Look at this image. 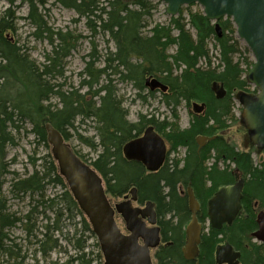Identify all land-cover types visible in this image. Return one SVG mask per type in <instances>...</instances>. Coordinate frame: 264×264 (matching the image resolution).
<instances>
[{
	"label": "trees",
	"instance_id": "1",
	"mask_svg": "<svg viewBox=\"0 0 264 264\" xmlns=\"http://www.w3.org/2000/svg\"><path fill=\"white\" fill-rule=\"evenodd\" d=\"M8 1L9 7L0 14V151L14 143V133L21 129L19 123L26 121L32 124L31 133L37 140L44 142L50 148V152L34 161L36 167L37 161H41L39 164L41 168H35L25 178L15 176L10 184V191L13 195L27 193L25 195L30 194L31 197L36 195L39 199L36 196L33 197L37 204L21 217L13 216L9 222L5 220V217H0V252L4 255L0 264H23L22 246L2 235V229L7 225H15L23 221L27 235L32 234L34 231V224L31 223L33 214L40 206L45 207L42 213H46L48 207H51L46 203L51 205L56 199L50 197L45 199L46 185L50 183L61 186L63 191L57 198L65 201L71 219L80 218L78 224L90 232L91 237L95 236L58 172L47 141L45 128L47 122L58 128L68 141L71 137L69 129L75 127L78 118L95 120L100 139L99 146L102 151L99 157L90 164L102 175L108 194L114 197H124L136 186L139 203L143 204L148 200L157 203V213L163 218L159 220L163 244L155 252L158 264H196V262L216 264L213 253L215 246L221 241L219 240L221 233L231 243L238 244L236 237L228 236L229 228L220 231L209 226L207 230L204 226L198 259L187 261L182 255V247L185 243L182 221L176 224L173 215L170 220H165L168 214L176 213L182 216V209L178 206L184 201L178 194L179 187L192 182L197 193L200 188L199 182L203 184L205 174H208L211 180V196L219 186L244 178L243 205L244 209H247V217L243 219L239 217L242 224L237 228L234 227L240 238L245 237L248 230L257 228L256 210H264V160L262 163L254 164L250 152L238 151L236 146L228 143L222 135L201 152H198L195 141L197 135L211 136L227 130L234 117L232 113L233 94L237 93V97L242 94L248 95L245 65L250 69L254 62L248 58L242 62L238 58V55H241L238 47L239 41L232 36L235 29L230 20L222 21V32L219 35L211 21L203 14L191 13L190 19L186 22L183 14L180 13L178 17L172 18L168 25H156L148 35L144 34L147 15L150 13L148 8H154L148 0L132 2L126 0ZM16 1L28 4L27 19L33 24L34 30L31 34L35 40L47 41L51 46L50 51L45 53L42 63H38L31 57L26 46L20 45L16 39L12 41L4 34L17 31V18L13 11ZM50 1L76 11L78 18L74 22L85 19L93 33H97L100 29L114 38L117 43L118 50L107 57L108 64L105 67L94 70L93 61L89 60L86 63L87 78L78 88L67 86L66 81L59 82V79L64 78L66 61L78 48L83 35L74 30L55 29L49 26L46 20L47 14L44 11ZM188 26H191L190 29ZM192 28L195 29V33L191 31ZM211 37L214 38L218 51L217 66H211L209 57L208 40ZM172 46H176L175 53L167 54ZM88 56L92 59L94 54ZM133 58L137 61L133 62ZM202 59H208L207 68L199 66ZM115 62L117 64L114 67L112 64ZM116 67L118 71L115 73H119L122 78L137 79L136 86L141 91L146 90V84L144 86L142 81L145 74H161L159 79L168 86V90L163 93L164 101L170 105L173 120H178L177 109L183 101L203 103L206 109L196 115L189 128L183 130L175 127L178 125L176 122L163 121L157 124L159 122L154 117L147 118L145 115H141L136 123L129 122L127 111L123 108L122 101L117 96L116 88L112 86V79L108 73L110 69ZM102 75L108 77L109 83L101 84ZM214 82L223 84L226 88L227 95L224 98L216 97L212 89ZM83 89H86L85 92ZM147 94L154 95V92L149 90ZM139 97L144 98L141 94ZM54 98L58 99L56 104L52 103ZM150 125H153L159 134L164 130L168 131L164 138L171 143V149L179 146L187 147L183 167L179 166L178 161L169 162L170 151L165 165L159 171L151 173L147 172L143 164L125 158L122 151L124 144L141 135ZM89 143L94 149L98 146L92 141ZM213 149L216 151V162L211 169H208L205 167L203 157L205 154L209 157ZM75 152L87 161L78 151L75 150ZM219 159H230L235 165V170L231 173L219 169L217 164ZM5 169L6 166H3L2 171ZM186 205L187 202L184 207ZM4 206L3 180L0 179V210ZM206 213V209L202 211L203 215L198 213L200 221L205 222ZM187 218L189 219V214ZM248 225L250 228L247 230ZM47 226L50 230L51 226L49 224ZM234 227L231 231H234ZM44 236H46L45 239L38 240L42 243V247L38 249L47 254L56 246L57 240H53L48 232H45ZM6 239L11 242L4 244L3 241L6 242ZM168 239H171L173 243L165 246ZM80 248L83 250L84 245L81 244L79 250ZM240 248L243 252L241 264H264L262 247L251 245L249 248L243 246ZM85 255V253H77L69 262L82 261Z\"/></svg>",
	"mask_w": 264,
	"mask_h": 264
},
{
	"label": "rangeland",
	"instance_id": "2",
	"mask_svg": "<svg viewBox=\"0 0 264 264\" xmlns=\"http://www.w3.org/2000/svg\"><path fill=\"white\" fill-rule=\"evenodd\" d=\"M148 1L154 5V8H148L150 13L147 15V26L144 29V34L149 35L150 31L156 25L170 24L171 19L178 17L180 13L183 14L186 22L190 19L191 13H200L204 15V10L198 3L185 5L179 10L177 15L171 16L166 12L167 3L161 0ZM8 7V0H0V14L3 13ZM13 11L15 12V16L17 18V31L14 35L15 39L19 41L20 45L26 46V48H28V52L33 59H35L38 63H42L45 53H47L48 50L50 51L51 46L47 43V41H37L32 36L31 33L33 32L34 28L32 26L33 24L27 19V15L29 13L28 4L26 2L16 1ZM44 12L47 14L46 20L48 21L49 26L55 29L74 30L77 33L83 35L78 48L72 52L66 61L64 78L59 79V82L66 81L67 86L78 88L81 82L87 78L85 73L86 63L89 60L93 61L94 70L105 67L108 64L106 62L107 57L111 56L112 53L114 54L117 52V43L114 38L108 34H105L100 29L97 33H93L87 25L85 19L74 22L75 19L78 18V15L76 11L72 9L63 7L60 4L50 1L46 7V11ZM227 19L233 23V21L228 17L222 18L219 21H209H211L215 29L219 27L222 32L221 23ZM190 27L191 26H188V29H190ZM233 27L235 32L232 34V36L235 40L239 41L238 47L241 52V55H238V58H240V61L242 62H244L245 58H248L251 62H254V55L252 54L246 42L238 36L237 28L234 23ZM191 31L195 33V29L192 28ZM208 47L210 50L209 57L211 59V66H217L219 62L217 60L219 58L213 37L208 40ZM175 50L176 46H172L168 49L167 54H174ZM92 53L94 56H92V59H90L88 55ZM136 61V58H133V62ZM117 62L113 63L112 65L115 67ZM208 65V59H202L199 66H206L207 68ZM245 70L247 73L250 70L247 65H245ZM116 71H118L117 67L110 69L108 73L112 79V86L116 88L117 96L121 99L122 106L127 111V119L129 122L136 123L140 119L141 115H145L147 118L154 117L155 120L159 122L157 124H160L163 121L171 123L176 122L179 126L175 125V127H177L179 130L187 129L191 126V122L196 117V115L191 112L194 101H183L177 109L178 120H173L171 119L170 105L164 101L165 98L163 97V93L157 91L154 92V95L147 94L149 88L145 86L146 78L149 76H154L159 79L161 74H145L142 81L146 90L141 91L136 86L137 79L131 80L122 78L119 73H115ZM247 73L245 76H247ZM100 80L101 84H106L107 82L109 83V79L106 75H102ZM247 82L248 92L246 91V93L249 95H256L258 93V89L248 80ZM85 90L86 89H83V92H85ZM139 94H141L144 98H140ZM233 97L234 105L232 113L234 114V117L231 119L233 123L230 122V127L223 132H219L218 134L222 135L223 138L228 141V143L235 145L238 151L250 152L254 164L257 165L262 163L264 160V149L258 150L257 147L250 142L248 132L241 121L242 106L237 98V93L233 94ZM57 102L58 99H52L53 104H56ZM19 124L21 129L14 133V143L6 146L5 149H3L4 151H0V173H2L0 179L3 180V203L5 204V206L0 210V217H5L7 222H9L13 216L21 217L25 215L37 204V201H35V198H33L36 195H32L31 197L30 194L25 195L27 193H19L18 195L12 194L10 191V184L13 178L15 176L25 178L26 176L30 175L35 168H41L39 166L41 161H37V167L35 166L34 161L50 152V148L47 147L44 142L37 140L34 134L31 133L32 124L26 121L20 122ZM167 132V130H164L161 135L164 137ZM69 133L71 137L68 142L76 151L83 155L87 161L93 162L99 157L102 148L99 146L100 139L96 129L95 120L92 118L84 120L78 118L75 122V127L69 129ZM164 139L166 141L168 150L171 152V143H169L166 138ZM91 141L98 145L96 149L90 146L89 142ZM185 152V148H179L176 150V152L170 155L169 162L175 160L173 158H177L178 160L175 161L180 162L179 166H181V159L184 157ZM208 158L207 167L209 162H213L215 153L211 151ZM3 166H6L5 171H2ZM223 166L225 167L224 164ZM229 166L232 170H234V165H232V163H230ZM181 189L185 190L186 185H182L180 187V190ZM62 191L63 190L61 186H55L53 183L46 185L45 199L48 197L56 199L53 204L51 203V205L50 203H46V205L51 206L48 207L46 213H42V211L45 210V207L40 206L37 212L33 214L31 223L34 224V231L32 234L27 235V232L23 226L24 222L21 221V223H17L15 225H7L4 229H2V235H5L6 238H10L11 240H14V242L20 244L24 254L28 252L26 264H50L51 262H55L56 264H66L77 253H85L86 255L82 261H75L73 264H104V258L99 251L100 248L96 236L91 237V233L86 231L81 224H78V220L80 218L71 219L65 201L61 198H57L58 196H61ZM109 195L112 203L114 204L123 200V197H114L111 194ZM36 198L39 199L37 196ZM135 205L142 207L144 206V204L141 203H135ZM246 211L247 209L245 208L241 219L245 218V216L247 217ZM200 215H203L202 212ZM205 219L208 221L207 219H209V217H206ZM116 221L119 227L124 232H126L125 222L121 215H116ZM47 224L51 226H49L50 230H48ZM240 224H238V226H240ZM203 226L208 227V224ZM247 228H250V225H248ZM45 232L51 234L53 240H57L56 246L50 251L51 255L48 257V259L46 257L49 255V253L43 255L37 252V249L42 247V243L38 240L45 239ZM247 240L248 239H246V241ZM10 242L11 241L9 239H6V242L3 241L4 244H9ZM81 244L84 245L83 250L81 248L79 250V246H81ZM155 252L156 251L153 252L154 264H158V261L155 258ZM3 257V253L0 252V263H2Z\"/></svg>",
	"mask_w": 264,
	"mask_h": 264
},
{
	"label": "water",
	"instance_id": "3",
	"mask_svg": "<svg viewBox=\"0 0 264 264\" xmlns=\"http://www.w3.org/2000/svg\"><path fill=\"white\" fill-rule=\"evenodd\" d=\"M133 1V0H127ZM167 3L166 12L175 16L182 6L198 3L203 7L209 20L222 17L232 18L238 36L246 42L255 61L247 73V80L258 89L256 95L242 94L241 121L248 132L250 142L258 150L264 149V0H161ZM221 35V30L217 27ZM151 91L168 87L155 77L146 79ZM212 89L218 99L227 95L223 84L214 82ZM194 110L200 113L203 104L194 103ZM47 140L57 164L58 172L68 186L70 193L84 213L97 236L105 264H154L153 251L161 245V226L158 224L156 204L148 202L144 207L136 206L138 188L135 186L121 202L112 203L102 175L91 164L84 161L64 138L62 132L52 123L45 124ZM208 137H198L202 147ZM129 161L143 164L149 172L158 171L166 159V145L163 138L149 126L144 134L132 139L122 147ZM244 180L221 186L209 201L211 226L221 229L225 223L232 224L241 208ZM192 219L186 228L183 246L184 257L196 261L202 239V223L198 219L199 204L189 191ZM120 214L127 232H123L116 221ZM257 230L254 235L264 241V212L257 216ZM1 231V222H0ZM241 252L226 242L219 245L216 253L217 264H240ZM198 264V263H196Z\"/></svg>",
	"mask_w": 264,
	"mask_h": 264
},
{
	"label": "flooded vegetation",
	"instance_id": "4",
	"mask_svg": "<svg viewBox=\"0 0 264 264\" xmlns=\"http://www.w3.org/2000/svg\"><path fill=\"white\" fill-rule=\"evenodd\" d=\"M12 33V34H11ZM5 35H6V37L7 38H10L12 41L15 39V31H9V32H5L4 33ZM0 60H1V58H0ZM202 104V103H201ZM205 105V104H204ZM206 109V107L204 106V109L201 111V113L204 111ZM191 112H192V110H191ZM194 115H199L200 113H194V112H192ZM200 136H203V137H208V138H212V137H214L213 139H208L207 141H206V143L202 146V147H199V145H198V141H197V138L198 137H200ZM218 137H220V134H218V133H214L213 135H211V136H209V135H203V134H200V135H197L196 137H195V141H196V144H197V146H198V148H197V150H198V152H201V150L202 149H205L212 141H215L216 139H218ZM181 147H183V148H185L186 149V152H187V147H185V146H179L178 148H176V149H172L171 150V154L172 153H174V152H176V150H178L179 148H181ZM213 151H214V153L216 154V151H215V149H213ZM186 152H185V155H184V157L181 159V161H182V163H181V166L183 167L184 166V158H185V156H186ZM168 156V155H167ZM203 158H205V167H207V162H208V157H207V155L205 154V157H203ZM173 159H175V160H178L177 158H173ZM216 162V159L215 158H213V162L211 161V162H209L208 163V167L207 168H209V169H211V166H213V164ZM230 163H232L231 162V160L230 159H219V160H217V164H218V166H219V169H221V170H227V171H230L231 173L235 170V165L232 163V165H234V170H232L231 169V167L229 166V164ZM223 164L225 165V167L223 166ZM209 165H211V166H209ZM208 170V169H207ZM244 180V179H243ZM234 183H236V181L234 182ZM234 183H231V184H234ZM208 185V186H207ZM226 185H229V184H226ZM244 186H245V180H244ZM244 186H243V189H244ZM199 187L200 188H198V191H197V193H196V190L194 189V187H193V185H192V182L191 183H189L188 185H186V189L184 190V189H181L180 190V187H179V190H178V194L183 198V203L182 204H180L178 207L180 208V209H182L181 210V214H182V216L181 215H178V214H176V213H173V214H168L167 215V217L165 218V220H170V217H171V215H173V216H175V218H174V222L176 223V224H178V223H180L181 221H182V224H183V232H184V235H185V237H184V241H185V239H186V233H185V230H186V226L188 225V223L191 221V218H192V211H191V208H190V201H189V189L191 188L193 191H194V194H195V197H196V199H197V201H198V203H199V210H198V212H197V214L199 213H201L202 211H204V209H206V214H207V216L206 217H208V210H209V201H210V199L211 198H213L214 197V195L216 194V192L218 191V189L221 187V186H219L218 187V189L215 191V193L211 196V180L208 178V174H205V176L203 177V184L201 185V183L199 182ZM211 192V193H210ZM184 196V197H183ZM211 196V197H210ZM186 197V198H185ZM210 197V198H209ZM209 198V199H208ZM208 199V200H207ZM207 200V201H206ZM206 201V204H205V206H204V202ZM185 202H187V205H186V207H184V205H185ZM156 203V202H155ZM144 204V203H143ZM184 204V205H183ZM244 205H243V195H242V199H241V208H240V210H239V212H238V219L239 220H237L235 223L233 222L232 224H227V223H225L224 224V226L222 227V229H220V231H222L224 228H229V230H228V236L229 237H233V238H235L236 237V243H238L237 245L236 244H234V243H231L230 241H229V239L228 238H226L225 237V235L223 234V233H221L220 235H219V240H221L219 243H217V245L215 246V250H214V261H215V263L217 264V261H216V253H217V249H218V246L219 245H223V244H225L226 242H228L229 244H231V245H233L234 246V248L237 250V251H240L241 252V254H242V256H243V252H242V249L240 248V247H247V248H249L251 245H256V246H260V247H262L263 249H264V242H262V241H260L257 237H255L254 235H253V233L257 230V228H258V226H257V228L255 229V230H248V228H247V230H248V233L246 234L245 233V237H243V238H240V237H238V234H237V227H239L238 226V224H240L242 221H240V218H241V216H242V214H243V212H244ZM257 212H256V218H255V220H256V224H257V216H258V214L261 212V211H264V210H256ZM156 212H157V203H156ZM189 214V219L187 218V215ZM157 215H158V213H157ZM205 217V218H206ZM240 217V218H239ZM204 218V220H205V222L204 221H200L201 223H202V225H205V224H208V226H210L211 225V223H210V220L209 219H207L208 221H206V219ZM161 219H163L161 216H159L158 215V222H159V220L161 221ZM198 219H199V217H198ZM239 221V222H238ZM234 226H236V228L234 227ZM235 228L234 229V231H231V228ZM169 235H170V233H169ZM246 239H248L247 241H246ZM173 242H172V240L171 239H168L166 242H165V246H167V245H171ZM185 244V243H184ZM184 246V245H183ZM54 249V248H53ZM182 249H183V247H182ZM37 252L38 253H40V254H43L44 255V253L40 250V249H38L37 250ZM49 253V255L46 257L47 259H48V257H50V255H51V252H48ZM47 253V254H48ZM183 253V252H182ZM46 255V254H45ZM183 255V254H182ZM242 256H241V258H242ZM28 257V252H26V254H24V262H23V264H26V258ZM184 257V256H183ZM185 259V258H184ZM38 260V259H37ZM185 260H187V259H185ZM188 261V260H187ZM74 262H67L66 264H73ZM196 263H198V262H196ZM37 264V263H36ZM50 264H56L55 262H51ZM199 264V263H198Z\"/></svg>",
	"mask_w": 264,
	"mask_h": 264
},
{
	"label": "bare ground",
	"instance_id": "5",
	"mask_svg": "<svg viewBox=\"0 0 264 264\" xmlns=\"http://www.w3.org/2000/svg\"><path fill=\"white\" fill-rule=\"evenodd\" d=\"M150 77V76H149ZM152 77V76H151ZM148 78V77H147ZM146 78V79H147ZM145 82H146V80H145ZM163 83V82H162ZM164 84V83H163ZM166 85V84H165ZM167 86V85H166ZM168 87V86H167ZM201 137V136H200ZM48 141V140H47ZM49 144V143H48ZM52 154V153H51ZM189 191H192L193 192V194H194V191L190 188L189 189ZM188 191V192H189ZM194 198H195V200L197 201V199H196V197H195V194H194ZM189 201H190V194H189ZM148 202H154V201H152V200H148V201H146L145 203H144V206L148 203ZM198 202V201H197ZM155 203V202H154ZM156 204V203H155ZM199 204V203H198ZM143 206V207H144ZM190 208H191V202H190ZM191 211H192V209H191ZM261 212H264V211H261ZM192 214H193V212H192ZM192 219V218H191ZM0 222H1V219H0ZM190 223V222H189ZM188 223V224H189ZM188 226V225H187ZM187 226H186V228H187ZM209 227V226H208ZM208 227H207V230H208ZM210 227L211 228H213L211 225H210ZM213 229H216V228H213ZM222 229V228H221ZM217 230H220V229H217ZM203 231H204V226L202 225V234H203ZM0 233H1V231H0ZM185 233H186V230H185ZM253 235H254V233H253ZM255 236V235H254ZM255 237H257V236H255ZM258 238V237H257ZM259 239V238H258ZM260 240V239H259ZM260 241H262V240H260ZM262 242H264V241H262ZM99 248H100V251H101V253H102V250H101V247H100V244H99ZM182 252H183V249H182ZM102 256H103V258H104V255H103V253H102ZM183 256H184V254H183ZM185 258V257H184ZM186 259V258H185ZM104 264H105V258H104Z\"/></svg>",
	"mask_w": 264,
	"mask_h": 264
}]
</instances>
